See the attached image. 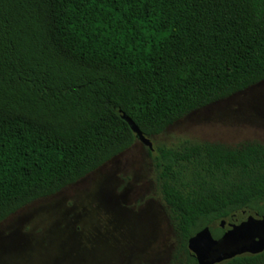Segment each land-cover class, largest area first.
I'll return each mask as SVG.
<instances>
[{"label":"trees","instance_id":"obj_1","mask_svg":"<svg viewBox=\"0 0 264 264\" xmlns=\"http://www.w3.org/2000/svg\"><path fill=\"white\" fill-rule=\"evenodd\" d=\"M262 82L264 0H0V223L132 148L124 116L150 139ZM149 152L185 264L205 228L264 216L262 144Z\"/></svg>","mask_w":264,"mask_h":264},{"label":"rangeland","instance_id":"obj_2","mask_svg":"<svg viewBox=\"0 0 264 264\" xmlns=\"http://www.w3.org/2000/svg\"><path fill=\"white\" fill-rule=\"evenodd\" d=\"M264 146V82L191 113L150 138ZM159 191L153 155L140 141L60 193L0 223V264H185Z\"/></svg>","mask_w":264,"mask_h":264},{"label":"water","instance_id":"obj_3","mask_svg":"<svg viewBox=\"0 0 264 264\" xmlns=\"http://www.w3.org/2000/svg\"><path fill=\"white\" fill-rule=\"evenodd\" d=\"M124 119L130 124L137 140L153 151L151 139L144 136L132 119L127 116ZM225 227L226 222L223 221L221 228ZM188 249L198 264H220L245 254H261L264 252V216H250L240 224L232 225L220 239H215L210 228H205L189 240Z\"/></svg>","mask_w":264,"mask_h":264},{"label":"flooded vegetation","instance_id":"obj_4","mask_svg":"<svg viewBox=\"0 0 264 264\" xmlns=\"http://www.w3.org/2000/svg\"><path fill=\"white\" fill-rule=\"evenodd\" d=\"M240 224V223H239ZM232 225H228V224H226V227H225V229H223L224 230V232L226 231V229H229L230 227H231ZM245 255H248V254H245Z\"/></svg>","mask_w":264,"mask_h":264}]
</instances>
